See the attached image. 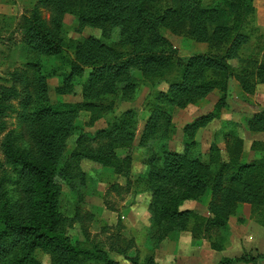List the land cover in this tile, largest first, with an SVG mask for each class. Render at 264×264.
Returning a JSON list of instances; mask_svg holds the SVG:
<instances>
[{
	"label": "trees",
	"instance_id": "obj_1",
	"mask_svg": "<svg viewBox=\"0 0 264 264\" xmlns=\"http://www.w3.org/2000/svg\"><path fill=\"white\" fill-rule=\"evenodd\" d=\"M41 7L49 10L51 26L41 18ZM65 14L77 20L79 29H99L100 37L67 40ZM254 15L253 0H37L29 15L21 16L23 68L12 73L11 86L0 84V133L13 111L11 101L19 98L18 118L32 142L31 148H20L9 134L1 144L0 170L8 167L21 198L0 186V264H42L36 256L39 250L51 256V264H122L102 248L72 244L58 229L61 183L72 190L84 184L83 159L126 178L131 175L137 116L127 110L110 117L112 97L129 99L146 82L167 84L166 91L155 92L146 103L148 118L140 139L146 147L161 126L171 127L175 106L196 103L213 91L226 94L232 79L243 93L253 94L258 84H264V58H243L240 51L256 29ZM114 28L120 32L118 43L111 41ZM165 30L207 44L208 50L181 56L164 36ZM233 59L239 62L237 69L230 65ZM46 61L56 65L48 70ZM86 67L90 72L82 86L83 100L53 103L48 79L58 77L56 92L71 94ZM224 102L221 97L211 112L185 125L182 152L165 150L158 155L150 150L147 172L139 179V186L150 193L151 222L163 226L164 236L189 230L194 239H208L211 231H218L221 235L209 239L216 251L225 248L228 219L237 214L240 203L251 205L254 217L264 224V142H253L252 148L261 155L250 161L242 160L243 144L236 136L230 139L227 160H222L216 144L204 154L195 150L196 130L220 118ZM81 111L91 115L92 124L105 118L106 128L87 135L76 123ZM247 126L264 132V110L254 114ZM72 136L75 146L66 154ZM119 149L127 151L120 156ZM207 193L209 216L180 208L184 201L199 200ZM261 259L260 253L244 254L217 264H259ZM131 262L153 264L151 257L143 262L131 258Z\"/></svg>",
	"mask_w": 264,
	"mask_h": 264
},
{
	"label": "rangeland",
	"instance_id": "obj_2",
	"mask_svg": "<svg viewBox=\"0 0 264 264\" xmlns=\"http://www.w3.org/2000/svg\"><path fill=\"white\" fill-rule=\"evenodd\" d=\"M0 1H5L6 4L13 3L15 5L13 9L16 12L13 16L0 13V84L9 87L13 84L12 73L23 68L24 64V56L20 49L22 41L19 28L21 16L25 13L29 15L37 0ZM253 6L255 15L252 24L256 29L251 31L250 42L241 49L240 56L262 59L264 58V0H253ZM39 13L44 23L51 26L49 10L46 7H41ZM63 29L66 39L73 41L88 36L100 37L101 34V31L96 28L79 29L77 20L69 14H65L63 17ZM164 36L181 56L204 53L208 50L207 44L174 36L166 30ZM111 41L113 43L120 41L118 28L112 29ZM67 54L71 56L72 50L69 49ZM55 65L54 61L45 62L48 70ZM230 65L237 69L239 62L237 59H233L230 60ZM89 72L90 69L86 67L83 78L75 79L74 90L71 94L56 92V88L60 84L59 79L56 76L50 77L48 79L50 100L53 103L81 102L83 100L82 86ZM133 74L136 78L142 79L139 71H134ZM167 88L164 81L155 85L146 82L140 85L134 96L129 99L112 97L113 110L109 114L110 117L117 118L127 110H132L137 116L136 132L130 151L131 175L126 178L116 174L112 168L102 167L96 162L83 159L80 162V167L85 175L84 184L77 186L75 190L70 189L65 182L60 185L59 213L61 221L58 229L70 238L72 244L85 248L97 246L107 252L111 259L122 264H132L131 258H138L139 262H143L147 257L152 258L153 264H168L169 258L178 264H217L223 258H235L244 254L255 256L259 251L253 248V244L249 248L245 247L243 243V240L251 242L252 236L260 247L262 252L260 254L264 255V224L259 223L254 217L251 205L240 203L237 214L229 217L225 247L230 245L229 242L234 239L235 234L240 235L242 244L234 245L233 249L231 247L232 256L222 257L219 251L211 248L209 241V239L214 240L221 235L218 231H211L208 239H194L189 230L173 231L164 236L163 226L158 227L151 222L150 193L139 186V179L145 176L148 169L146 160L149 151L152 150L158 155H161L165 150L182 152L185 125L211 112L221 97L225 102L220 109V118L213 119L204 127L196 130L194 134V140L197 143L195 150L198 149L204 154L212 144H216L220 149L222 160H227L228 148L231 146L230 139L236 136L243 144L242 160L250 161L260 157L261 153L252 148V144L253 142H262L264 132L250 131L247 121L254 114L264 110V84H258L253 94H245L240 90L236 80L232 79L226 94L213 91L196 103L173 107L171 127L166 130L164 125L161 126L155 139L149 142L146 147L142 146L140 145L141 134L148 118L146 103L155 92L166 91ZM19 101V98L11 101L13 111H10L5 117V130L0 133V162L4 161L1 144L9 134L15 138V144L20 148L32 147V142L26 134L27 127L18 118ZM90 117L88 112L81 111L76 120L77 125L87 135L93 136L98 130L106 128L105 118H99L92 124ZM74 146L75 136H72L68 139L66 154H69ZM126 151L119 149L117 152L123 156ZM8 170L7 166L5 172L0 170V186L3 190L5 188L11 190V196L21 198L17 192V185L9 178ZM10 184L12 186H9ZM210 199V193H207L199 200L184 201L180 208L192 209L207 217L210 215L208 211ZM246 227L248 228L245 229ZM244 229L246 231L243 233ZM182 232L190 234L192 240L181 235ZM178 240L181 244L178 243ZM202 242L206 243L212 254L206 255L204 261L200 263L195 259L194 248L202 247ZM240 246L243 247L242 251ZM238 251L241 253L234 256L233 253ZM36 256L42 264H51V256L48 253L39 250L36 252ZM259 264H264V260L261 259Z\"/></svg>",
	"mask_w": 264,
	"mask_h": 264
},
{
	"label": "crops",
	"instance_id": "obj_3",
	"mask_svg": "<svg viewBox=\"0 0 264 264\" xmlns=\"http://www.w3.org/2000/svg\"><path fill=\"white\" fill-rule=\"evenodd\" d=\"M13 8H15V5L13 4V3H10V4H6V2L5 1H0V13H5V15H7V16H13V15H15L16 14V12L14 11V9ZM261 140V139H260ZM262 142H264V140H261ZM257 157V156H256ZM246 207H248V206H246ZM245 214V213H244ZM249 227V226H248ZM248 227H246L245 229H247ZM243 230V233H244V231H246V230ZM255 234H259V233H255ZM181 235H184L186 238H188V239H190V241L192 240V238H191V235L190 234H187V233H185V232H182V234ZM251 235V234H250ZM241 237H240V235H236L235 234V237H234V239H231L230 240V245L228 244L223 250H221V251H219V253H221L220 255L222 256V257H230V256H232L231 255V251H230V249H231V247H232V249H233V247H234V245L236 246V245H238L239 246V244L241 243L242 244V241H241ZM243 239H244V237H243ZM253 236H252V240H250L251 242H246V240H243V243L245 244V247L247 246V247H249V248H251L252 246V244H253V248L255 249V250H258L259 251V253H262L261 251H260V247H259V245L257 244V241H255V239H254V241H253ZM178 243L179 244H181L180 243V240H178ZM177 243V244H178ZM203 244H202V247L201 246H198V248H194V250H195V259L198 261V262H200V263H202L203 261H204V257L206 256V255H209L211 252H210V250L207 248V246H206V243L205 242H202ZM249 243V244H248ZM201 247V248H200ZM240 248H241V246H240ZM243 248V247H242ZM242 248H241V251H242ZM241 251H238V252H234L233 253V255L235 256V255H237V254H240L241 253ZM212 254V253H211ZM210 254V255H211ZM239 256V255H238ZM170 262H171V264H178L176 261H173V259H171V258H169V262H168V264H170ZM262 263V262H261ZM236 264H249V263H236Z\"/></svg>",
	"mask_w": 264,
	"mask_h": 264
}]
</instances>
